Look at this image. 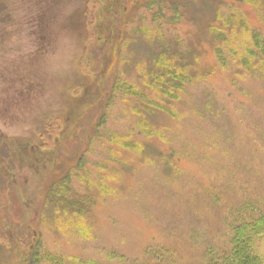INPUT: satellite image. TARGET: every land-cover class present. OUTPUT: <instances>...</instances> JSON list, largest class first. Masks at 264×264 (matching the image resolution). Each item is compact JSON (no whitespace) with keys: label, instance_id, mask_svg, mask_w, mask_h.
Listing matches in <instances>:
<instances>
[{"label":"rangeland","instance_id":"1","mask_svg":"<svg viewBox=\"0 0 264 264\" xmlns=\"http://www.w3.org/2000/svg\"><path fill=\"white\" fill-rule=\"evenodd\" d=\"M152 1L0 0V264L131 262L147 247L198 264L263 208L264 74L221 68L211 29L233 10L264 37V17L242 0H163L161 15ZM159 54L187 74L181 89Z\"/></svg>","mask_w":264,"mask_h":264},{"label":"trees","instance_id":"2","mask_svg":"<svg viewBox=\"0 0 264 264\" xmlns=\"http://www.w3.org/2000/svg\"><path fill=\"white\" fill-rule=\"evenodd\" d=\"M242 2L247 3L253 10L264 17V0H242ZM162 4L163 0H153L150 5L152 7L157 6L158 12L161 15L162 10L159 9V6ZM170 11L173 12L176 21L180 14L178 6L173 5ZM156 17L154 16V18ZM175 21L169 19L170 24H176L177 22ZM221 24L222 27H220V30H216V28L211 29V34L215 38L219 37V41L222 44L221 50L225 52L224 56L223 52L218 47H214L216 63H218L221 68L231 65L232 67L243 68L253 74H264V37L261 33L249 26L243 14L239 15L233 10L230 11V14L226 15ZM148 32L149 31L146 30L145 34L149 38L159 39L161 37L160 33L154 35L147 34ZM162 55L164 54H159L155 59V66L161 64L165 79L168 77L174 82V88L181 89V87L189 81L187 74L182 70L170 69L174 66L171 64L169 67L168 64L164 63L166 59H164ZM161 74L157 76L156 74L153 75L149 73L147 77L150 79L149 81L151 84L147 82V85H150L151 90L158 93L160 92L161 94L163 93L169 99L177 100L178 96L175 94L172 95V93L163 86L166 82L164 83ZM113 89L116 91L120 89L123 93L139 96L144 100L147 99L146 94L137 91V89L131 85L125 84L121 80L115 82ZM149 103H152V106L160 111L168 112L155 102L150 101ZM168 114L172 115V112H168ZM144 128L143 124L141 129L147 138L154 136L147 128H145L144 131ZM134 148L137 149L138 147L134 146ZM65 189H67V187H65ZM55 191L59 194L57 203L61 204L62 208L65 207L66 210L68 206L64 205V198L60 199L63 194L61 189ZM252 209L253 212L250 216L245 218L238 217L233 222L231 221L229 223L228 239L225 243L222 246L206 248L198 264H264V206L263 208L253 206ZM75 215H73V223L75 228H77L78 234L82 237H87V226L77 221L78 216L82 219V215L77 213V211ZM35 257L40 262H46V264H103L95 260H81L75 257L63 259L62 257H57L46 251H40L35 254V256H30V258L27 259L30 262H28V264H35ZM108 258L113 261L110 264H179V262L175 260L173 253L164 247H147L140 260L131 262H128L124 256L116 253L108 254Z\"/></svg>","mask_w":264,"mask_h":264}]
</instances>
